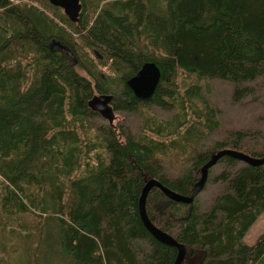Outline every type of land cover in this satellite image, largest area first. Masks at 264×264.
I'll list each match as a JSON object with an SVG mask.
<instances>
[{
    "label": "trees",
    "instance_id": "1",
    "mask_svg": "<svg viewBox=\"0 0 264 264\" xmlns=\"http://www.w3.org/2000/svg\"><path fill=\"white\" fill-rule=\"evenodd\" d=\"M80 1L71 21L49 0H0L3 211L38 217L28 231L33 264H173L177 248L140 218L142 188L156 178L190 194L219 149L264 155L260 125L257 136L236 128L213 137L218 108L202 97L212 79L233 84L237 96L264 76V0ZM52 38L70 51L51 50ZM145 61L161 75L141 99L127 79ZM96 92L112 93L116 111L135 115L137 126L94 124L87 101ZM235 167L213 175L225 188L206 211L197 195L188 203L149 189L147 216L184 245L180 264H264V232L243 240L264 211V162Z\"/></svg>",
    "mask_w": 264,
    "mask_h": 264
},
{
    "label": "rangeland",
    "instance_id": "2",
    "mask_svg": "<svg viewBox=\"0 0 264 264\" xmlns=\"http://www.w3.org/2000/svg\"><path fill=\"white\" fill-rule=\"evenodd\" d=\"M71 58L75 57L72 56ZM209 83L210 87L202 90V97L207 94L211 95V100L215 102L218 108V119L221 122V128L213 137H221L228 130L236 128H241L247 132L254 131V135L257 136L255 128L258 129L259 125L264 128V76L246 81L247 88L237 96L233 94V84L225 80L212 79ZM156 111L161 118L170 117L171 111L160 108H156ZM115 114L116 118L113 122L115 125L122 124L125 126L131 124L136 127L138 124L139 119L131 113L127 114L124 111H116L115 109ZM93 121L94 124L107 122L100 115L95 117ZM258 138H261V136L254 137L253 140ZM206 142L208 143V141ZM244 163L238 160L235 166ZM235 166H228L223 162L212 165L204 187L196 196L201 211L209 209L215 197L225 188V183L222 180L213 178V175L222 170H229L230 175L237 168ZM2 193L3 183L0 176V264H33L31 243L34 242L36 234L28 231L33 227L38 217L29 212L16 216L6 215L3 211ZM263 232L264 211L259 214L256 221L247 230L243 240L248 244H253Z\"/></svg>",
    "mask_w": 264,
    "mask_h": 264
},
{
    "label": "water",
    "instance_id": "3",
    "mask_svg": "<svg viewBox=\"0 0 264 264\" xmlns=\"http://www.w3.org/2000/svg\"><path fill=\"white\" fill-rule=\"evenodd\" d=\"M53 5L59 6L63 9V12L71 21H77L81 9L80 0H49ZM48 46L51 50H59L68 53L70 47L57 38H52ZM72 57V56H71ZM76 60L75 58H72ZM160 68L154 61H145L142 63L141 67L136 71L135 74L127 79V85L133 91L135 96L141 99H146L152 95L159 80H160ZM113 94L107 92H96L87 101L88 106L96 111L102 118L108 121L109 124L113 125V121L116 118L115 109L112 105ZM223 155L232 156L240 161L248 164H260L264 162L263 156H252L243 151L224 147L213 153L201 167V172L198 180L194 183L192 191L190 194H182L172 190L171 188L163 185L156 178H150L144 184L138 203V211L140 218L144 226L148 231L159 241L164 242L169 245H173L177 248L176 256L173 264H180L182 258L185 254L184 245L178 242L171 234L160 229L148 218L145 209V199L149 189L152 186L159 187L169 198L181 201V202H191L195 196L202 190L205 182L208 178L209 168L217 163L219 157Z\"/></svg>",
    "mask_w": 264,
    "mask_h": 264
}]
</instances>
